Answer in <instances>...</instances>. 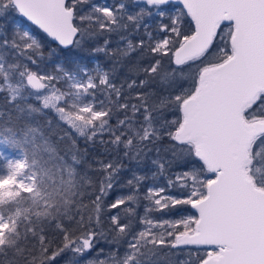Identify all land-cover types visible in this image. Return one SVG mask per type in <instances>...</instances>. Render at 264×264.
<instances>
[{"label": "snow or ice", "instance_id": "6c2138e0", "mask_svg": "<svg viewBox=\"0 0 264 264\" xmlns=\"http://www.w3.org/2000/svg\"><path fill=\"white\" fill-rule=\"evenodd\" d=\"M0 95V264H264V0H0Z\"/></svg>", "mask_w": 264, "mask_h": 264}, {"label": "trees", "instance_id": "16d2710c", "mask_svg": "<svg viewBox=\"0 0 264 264\" xmlns=\"http://www.w3.org/2000/svg\"><path fill=\"white\" fill-rule=\"evenodd\" d=\"M86 7H87V6H86ZM110 39L113 40V44L115 45V41H117V40L119 39V37H118L117 35L113 34V35L110 37ZM101 42H102V41H101ZM84 54H85L86 56L92 57V53L90 52V50H86ZM92 60H94V61H95V60H98L99 63H100L102 66H104V65H108V66H110V62H109L108 58L105 57V56H103V54H95V56L93 57ZM92 60H90V63L92 62ZM48 70L50 71V70H51V67H49ZM118 77H119V79H123V75H122L121 73H118ZM3 103H4L3 96L0 95V106H2ZM78 147L81 149V151H83V150L85 149V147L88 148L87 156H88V160H89V162H91L92 159H93L94 157H97V156H99V157L102 158V159L105 158V156L103 155V147H102L101 145H99L98 143H97L96 145H85V142L83 141V139L80 138V139L78 140ZM121 156H122V154H121ZM150 159H151V154L149 155V160H150ZM123 163L125 164L126 169H133V170H135L136 167H137L136 164H135L134 162H133V163H130V162L127 161V160H123ZM148 166L150 167V164H148ZM141 167H143V165H142ZM130 175H131V172H126V173H124V178H128V177H130ZM148 182H150V181H148ZM120 191H121V189H119V188L116 189V192H120ZM183 208L188 209V206H183ZM141 211H142V209H141ZM101 246L105 248V252L108 251V247H107L106 245H103V244H102ZM95 255H96V253L93 252V253L89 256L88 259L91 260ZM82 264H86V262L82 261Z\"/></svg>", "mask_w": 264, "mask_h": 264}, {"label": "rangeland", "instance_id": "374dc122", "mask_svg": "<svg viewBox=\"0 0 264 264\" xmlns=\"http://www.w3.org/2000/svg\"><path fill=\"white\" fill-rule=\"evenodd\" d=\"M93 61L94 60H92V62ZM148 183H151V181L148 182ZM180 212H181V214H184V215L194 214V210L190 209V207H188V209H185V208L182 207L181 210H180Z\"/></svg>", "mask_w": 264, "mask_h": 264}]
</instances>
